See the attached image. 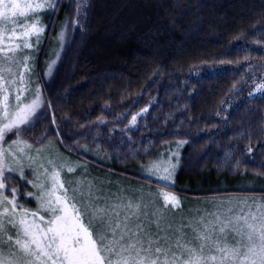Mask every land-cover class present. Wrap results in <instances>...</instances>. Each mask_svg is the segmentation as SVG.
Masks as SVG:
<instances>
[{"label":"trees","instance_id":"obj_1","mask_svg":"<svg viewBox=\"0 0 264 264\" xmlns=\"http://www.w3.org/2000/svg\"><path fill=\"white\" fill-rule=\"evenodd\" d=\"M47 9L12 77L32 73L39 90L41 108L20 129L31 150L53 146L86 180L188 199L264 196V0H54ZM152 167L153 178L143 174ZM10 173L1 192L18 209L33 188L28 173L24 182Z\"/></svg>","mask_w":264,"mask_h":264},{"label":"rangeland","instance_id":"obj_2","mask_svg":"<svg viewBox=\"0 0 264 264\" xmlns=\"http://www.w3.org/2000/svg\"><path fill=\"white\" fill-rule=\"evenodd\" d=\"M53 1L54 0H34V2L45 3L48 5H52ZM47 7L52 6H46L42 10H37V12L34 13L36 19L31 20L30 23L38 24V27L42 28L40 27V21L43 16L46 15V12H48ZM9 28H11V25H9ZM17 30L19 31V29ZM42 32H40L38 36L31 35L24 39H27L30 44H33L35 39L37 41L40 39ZM61 39L62 33H59L55 45ZM7 43L8 35L3 34V29L0 27V49H5L0 51V76H3L8 80L7 87L10 89V91H7L4 87V81L0 80V173L4 171L11 172L10 175H17L22 182H24L23 178L27 177L28 173L31 176H28L29 187L33 188V194L30 193L27 200L28 203L21 204L23 207L16 209L15 216L17 224H19V220L22 217H25V211L28 213L26 219L29 222H32L34 219L31 216V213L37 212L38 210L40 211L35 218L37 222H39L40 216L51 218V213L45 210L48 208V204L44 203L42 206V198L44 201L51 200L53 206L57 208L65 206L62 203L60 205L56 204V196L60 195L59 191L52 194V177L56 172H59V178L67 189V194L70 198L69 204H76L81 210L82 223L84 226L89 228V231H95L98 234L100 233L99 221L93 219L91 216V213L93 212L92 205L119 212L120 220H123L126 215H131L133 226L137 223L142 224L146 233L162 238V243L166 241L167 244L172 245L174 248L177 241H179L181 245L186 244L189 247H192L193 243H206L207 246L204 249V255L206 256L211 255L210 249L213 248L215 244L211 245L210 243L214 240L216 241V244L219 243L220 246L232 247L237 244L240 237L228 227L227 221L229 219H234L236 216L243 215L248 217L249 223H253L251 216L254 215L260 218L255 221L257 227H259L261 223H264V200L256 202L241 199L240 202V199H236V202H232L233 200L229 198L230 200L223 201V203L219 202V206H215L214 204L212 205V203L205 201L194 202L186 199H178V203L175 207L169 203V209L155 197V189L152 187L150 188L146 185L142 186L140 184L130 185L127 184L125 180L115 181V179L108 180L106 178L102 180L95 179L90 177V175H87L89 180H86L84 179V176L82 178L78 176L76 171L78 170L80 172V170H76L74 166L65 162L67 159L59 153H56L53 146L47 145L45 146L46 148H41V146L40 149H35L34 151L31 150L32 148H30V145L24 140H21L20 129L25 124L29 123V121L38 114L41 108L39 90L36 88L35 84L28 83V78L32 73L25 77L24 82L20 83L21 85L15 82L18 76L14 79L12 78L18 72L14 67L20 63L15 59L22 57L20 60H23L26 55L25 52H28L31 47H22L13 53H8L5 47ZM52 52L53 53H51L50 56L54 55V48ZM8 57H11V59ZM51 60L52 59L50 58V61ZM24 61L27 60L24 59ZM25 69L28 70L27 66H25ZM25 82L26 84H24ZM18 94L19 100L16 98ZM5 96H7V100H5ZM34 102H36V106L30 114L27 122L20 124L17 127H4L6 124L10 123L12 119L11 113L17 110V104H19L20 107H24L26 105H32ZM6 109L10 110L7 117L5 116ZM10 133L14 134V140L12 139L10 141V137H8V134ZM167 160H164L163 158L161 163H166L170 168H173L169 165L171 163ZM69 168H72L73 171H68ZM155 170L156 167H152L144 170L143 174L153 178ZM83 175H85V173ZM157 176L156 178H161L158 173ZM1 177L2 174H0V215L4 212L2 205L7 204L5 196L1 192L3 187ZM160 196L162 197V195ZM61 199H63V197ZM7 200H13V198H7ZM14 201L17 204V201ZM18 204H20V202H18ZM129 205H131V208L128 207ZM7 207L11 209L13 205L8 204ZM215 207H221L218 213H215L213 210ZM68 210L71 214L70 207ZM108 214L112 215V212L109 211ZM217 217H219V219H217ZM4 219L6 220V218ZM213 225L216 226L215 229L213 228ZM204 227H207V234L209 235L210 240L207 242L195 241L194 237L198 233H201ZM221 227L225 228L223 232L220 230ZM212 229L214 232H212ZM16 233L17 228H14L11 224L6 222L4 223L3 230H0V257L9 256L1 254L2 251H7L8 253L12 251L9 241L4 240L10 235H14L13 237H15ZM4 234L6 237H4ZM216 237L219 238L215 239ZM215 264H220V261L217 260ZM227 264H232V261H228ZM236 264H239V262H236Z\"/></svg>","mask_w":264,"mask_h":264},{"label":"snow or ice","instance_id":"obj_3","mask_svg":"<svg viewBox=\"0 0 264 264\" xmlns=\"http://www.w3.org/2000/svg\"><path fill=\"white\" fill-rule=\"evenodd\" d=\"M46 6L52 5L34 0H0V27L3 29V34L8 35V43L5 46L8 53H13L22 47H31L24 38L31 35L38 36L43 29L30 21L36 19L34 13L37 10H42ZM3 50L5 49H0ZM20 75L22 82L23 74ZM0 80L4 81L5 89L10 91L7 87L8 80L3 76H0ZM16 98L19 100V94ZM35 106L36 102L24 107L17 104V110L11 113L10 123L4 127H17L27 122ZM9 113L10 110L6 109L5 116L7 117ZM135 119L133 117V120ZM68 171L73 169L69 168ZM52 179V194L60 192V195L56 196V204L62 203L65 206L57 208L53 206L51 200L44 201L42 198V206L44 203L48 204L45 210L51 213V218L40 216L37 222L35 218L40 211L38 210L31 213L34 219L29 222L26 219L28 213L25 211V217H22L17 224L15 201L7 200L5 196L7 204L2 205L4 212L0 215V230H3L6 222L17 228V233L15 237L9 236L8 241L12 251L8 257H0V264H210V262L215 264L217 260L220 264H227L228 261H232V264L236 262L264 264V223L257 227L255 221L260 218L254 215L251 216L253 223H249L248 217L243 215L229 219L228 227L240 237L237 244L228 247L217 243L210 249L211 255L206 256L204 255L206 243L189 242L193 243V246L189 247L177 241L174 248L166 241L162 243V238L146 233L142 224L137 223L133 226L131 215H126L120 220L119 212L99 208L96 205H92L91 216L99 221L100 233L89 231V228L82 223L81 210L75 203L69 204L70 198L59 178V172H56ZM164 200L165 204L170 203L173 207L178 203L175 197L167 195L164 196ZM8 204L13 207L9 209ZM128 207L131 208V205ZM109 211L112 215L108 214ZM215 227L213 225V228ZM220 230L223 232L225 228L221 227ZM194 240L209 241L207 227H204Z\"/></svg>","mask_w":264,"mask_h":264},{"label":"crops","instance_id":"obj_4","mask_svg":"<svg viewBox=\"0 0 264 264\" xmlns=\"http://www.w3.org/2000/svg\"><path fill=\"white\" fill-rule=\"evenodd\" d=\"M160 191V192H159ZM165 191H161V190H155V193L154 195H156L155 197L164 204L165 207L169 208V204H165V200H164V196L167 195L169 197H175V200L177 201L178 199H186V200H189V201H205V202H210L212 203V205L214 204L215 206H219L218 204H220L219 202L223 203V201H226L228 200L229 198L231 200H233L232 202H236V199H240V202H241V199H247L248 201L249 200H252V201H256V202H261V200H264V196H260V195H240V194H231V195H225V196H211V197H198V198H186V197H183V196H179V195H173V194H170V193H164ZM162 195V197L160 196ZM229 199V200H230ZM238 202V203H240ZM221 207H218L215 209H213L215 211V213H218L219 210H220ZM170 209V208H169ZM217 215V214H216ZM215 229V228H214ZM212 232H214V230L212 229ZM218 236V234H217ZM219 237H216L215 239H217ZM211 245H216V241L214 240L213 242L210 243Z\"/></svg>","mask_w":264,"mask_h":264}]
</instances>
